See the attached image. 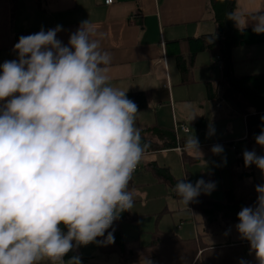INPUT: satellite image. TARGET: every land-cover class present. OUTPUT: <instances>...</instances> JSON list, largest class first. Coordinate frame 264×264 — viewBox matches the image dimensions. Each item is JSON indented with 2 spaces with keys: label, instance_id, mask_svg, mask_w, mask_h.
<instances>
[{
  "label": "clouds",
  "instance_id": "9594fccd",
  "mask_svg": "<svg viewBox=\"0 0 264 264\" xmlns=\"http://www.w3.org/2000/svg\"><path fill=\"white\" fill-rule=\"evenodd\" d=\"M252 30L264 33V14L254 17ZM60 31L57 25L21 36L17 59L0 65V264H81L79 256L64 257L99 243L134 206L128 186L147 148L137 105L110 83L112 57L93 38L89 20L67 45L57 39ZM255 142L264 148V129ZM184 149L202 156L195 136ZM243 160L264 175V155L245 150ZM215 186L185 177L173 191L187 206ZM255 191L254 205L238 212L235 228L264 264V184ZM103 243H114L113 232Z\"/></svg>",
  "mask_w": 264,
  "mask_h": 264
},
{
  "label": "crops",
  "instance_id": "0c3cea01",
  "mask_svg": "<svg viewBox=\"0 0 264 264\" xmlns=\"http://www.w3.org/2000/svg\"><path fill=\"white\" fill-rule=\"evenodd\" d=\"M260 11H264V0H237L235 13L242 23L243 15ZM87 20L95 28L93 38L99 39L102 49L111 54L110 83L126 93H149V107L138 111L136 126L175 131L180 139L173 149L145 151L138 164L129 183L134 186L135 206L130 212L137 217L136 222L143 217L155 219L156 229L162 230V216L170 213V223L163 231L179 233L185 239L204 234L203 240L211 246L240 244L247 257L256 260L249 242L235 228L238 220L224 228L217 223L209 227L192 201L187 206L178 203L180 198L172 194L169 186L145 169L147 164L157 162L171 172L169 163L175 161L179 165L177 174L171 173L175 178L186 177L193 185L198 179L214 182L215 189L207 195L216 201H223L225 190L233 185V166L239 153L232 146L245 151L247 121L231 105L211 98L213 82L227 75L223 63L199 45L203 37L220 28L211 0H115L111 5L105 0H16L15 6L12 0H0V65L17 59L16 34H33L42 28L46 32L60 25L62 31L57 33V39L67 45L69 36ZM231 59L234 75L264 72V43L235 47ZM178 124L186 125L189 131H176ZM189 136L198 139L202 156L184 149ZM150 138L165 141L166 136L152 133ZM215 145L223 147L221 154L212 152ZM260 179L264 184V176ZM150 205L157 207L147 208ZM151 231L145 232L147 237ZM143 234L141 231L129 241L148 245L152 236L143 244ZM96 255L98 243H90L74 248L64 259L79 256L81 264H101V257L86 261Z\"/></svg>",
  "mask_w": 264,
  "mask_h": 264
},
{
  "label": "trees",
  "instance_id": "16d2710c",
  "mask_svg": "<svg viewBox=\"0 0 264 264\" xmlns=\"http://www.w3.org/2000/svg\"><path fill=\"white\" fill-rule=\"evenodd\" d=\"M12 3L15 6L16 0H12ZM211 6L222 31L203 37L199 41V45L212 52L213 59L219 55L222 65L227 71L226 79L213 82L211 98L220 101V103L226 102L246 117L245 150H254L259 155V145L255 142V136L264 129V72L234 75L230 67L233 63L231 59L233 48L264 43V33L257 34L252 30L254 17L260 13L264 14V11L243 15L242 23L240 19L234 20L231 15L237 14L235 13L237 0H211ZM237 15L239 16V14ZM27 35L30 33L16 34L15 43L21 36ZM126 95L137 105L138 111L149 107L147 91L126 93ZM140 130L142 143L147 145L146 151L173 149L180 141L175 131L163 132L159 129L145 128ZM152 133L166 136L165 141L150 138ZM145 169L169 186L172 194L178 197L173 189L177 181L184 178H175L167 166L157 162L147 164ZM233 178V185L225 190L223 201L210 199L203 192L192 201L193 208L204 218L209 227L214 223L219 224L222 228L227 227L229 223L238 220L237 214L243 207L253 206L256 201L255 187L261 182L254 176L253 165L245 167L243 154L234 163ZM128 187L135 195L134 186L129 185ZM134 219L135 216L130 211L121 213L119 219L115 220L112 227L105 232V236L97 238L99 255L88 257L86 261H93L99 257L116 253L119 255L120 264H240L241 260L246 261L247 264H258L257 260L247 257L240 244L211 246L203 240L204 234L199 235L198 238L185 239L176 232L156 230L152 232L151 242L148 245H142L138 240L128 241L123 235L122 224ZM108 232H113L114 243H103Z\"/></svg>",
  "mask_w": 264,
  "mask_h": 264
},
{
  "label": "rangeland",
  "instance_id": "374dc122",
  "mask_svg": "<svg viewBox=\"0 0 264 264\" xmlns=\"http://www.w3.org/2000/svg\"><path fill=\"white\" fill-rule=\"evenodd\" d=\"M220 30H221V28H219V31ZM245 141H246V139H245ZM245 148H246V146H245ZM259 151H260L259 155H264V148L259 147ZM140 164H141V161H140ZM169 165L171 166V169H172L171 173L173 175L177 174L176 173V170H177L176 168L179 165L175 164V161H170ZM133 176H135V175H133ZM254 176L259 182H263V181H261L262 179H260V178H263L264 175H262V173L260 172V170L256 166H255V169H254ZM165 200L171 201L169 199V197H166ZM178 203L183 204L182 202H178ZM170 204H172V203L170 202ZM151 207H157V205H150L147 208H151ZM169 208H171V206H169ZM169 214L170 213H167V214L162 216L163 219H162L161 224H160V228L162 229L161 231H163L164 226H168L169 223H170V219L168 218V216H170ZM147 218L148 217H143V218H140V219L138 218L139 219L138 223L136 222L137 217H135V219L132 220V221L124 222L122 224V231H123L124 237L129 241L131 239L137 238V235L141 231H143L144 234H143V237H142V243L143 244L148 243L149 242V237L152 235V232L156 231L158 229H156V220L155 219L148 220ZM157 227H159V226H157ZM148 229L150 231L152 230L151 234H149L150 235L149 237H147L148 234L145 233ZM164 232H168V231H164ZM118 259H119V255L114 253V254H109V255L102 256L99 262L101 264H120Z\"/></svg>",
  "mask_w": 264,
  "mask_h": 264
},
{
  "label": "built area",
  "instance_id": "2783aa9c",
  "mask_svg": "<svg viewBox=\"0 0 264 264\" xmlns=\"http://www.w3.org/2000/svg\"><path fill=\"white\" fill-rule=\"evenodd\" d=\"M114 1H115V0H105V3H106L107 5H111V4L114 3ZM216 60L219 61L220 64L222 63V59H221V57H220L219 55L216 56ZM221 65H222V64H221ZM179 130H182L183 132H188V131H189V128H188L186 125L178 124L177 127H176V131H179ZM232 147H233V149H235V151L238 150L239 156L242 155V153H243L242 150L237 149V147L234 146V145H233ZM178 149H181V148H178Z\"/></svg>",
  "mask_w": 264,
  "mask_h": 264
},
{
  "label": "water",
  "instance_id": "95a60500",
  "mask_svg": "<svg viewBox=\"0 0 264 264\" xmlns=\"http://www.w3.org/2000/svg\"><path fill=\"white\" fill-rule=\"evenodd\" d=\"M222 31V30H221Z\"/></svg>",
  "mask_w": 264,
  "mask_h": 264
}]
</instances>
